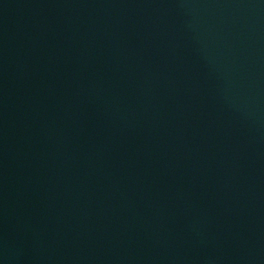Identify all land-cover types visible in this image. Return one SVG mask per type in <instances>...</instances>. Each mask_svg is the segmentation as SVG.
Returning <instances> with one entry per match:
<instances>
[{"label": "water", "instance_id": "95a60500", "mask_svg": "<svg viewBox=\"0 0 264 264\" xmlns=\"http://www.w3.org/2000/svg\"><path fill=\"white\" fill-rule=\"evenodd\" d=\"M0 264H264V0H0Z\"/></svg>", "mask_w": 264, "mask_h": 264}]
</instances>
